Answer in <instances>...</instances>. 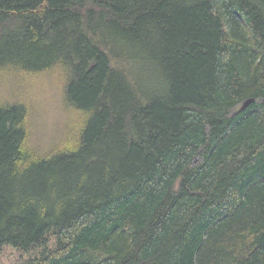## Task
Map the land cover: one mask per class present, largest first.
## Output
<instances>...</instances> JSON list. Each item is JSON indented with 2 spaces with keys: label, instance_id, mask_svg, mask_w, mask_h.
I'll return each mask as SVG.
<instances>
[{
  "label": "trees",
  "instance_id": "trees-1",
  "mask_svg": "<svg viewBox=\"0 0 264 264\" xmlns=\"http://www.w3.org/2000/svg\"><path fill=\"white\" fill-rule=\"evenodd\" d=\"M0 76L68 113L40 151L0 100L18 264H264V0H0Z\"/></svg>",
  "mask_w": 264,
  "mask_h": 264
},
{
  "label": "rangeland",
  "instance_id": "rangeland-1",
  "mask_svg": "<svg viewBox=\"0 0 264 264\" xmlns=\"http://www.w3.org/2000/svg\"><path fill=\"white\" fill-rule=\"evenodd\" d=\"M58 84L51 82L49 77L43 80H20L15 77L7 80L0 76V100L20 94L21 97L38 110L35 126L32 130V144L40 151L46 150L64 134L67 125V109L62 102V89ZM198 157L195 158L196 162ZM54 246V239L48 247ZM42 248L21 251L11 245H4L0 249V264H18L21 260L38 255Z\"/></svg>",
  "mask_w": 264,
  "mask_h": 264
},
{
  "label": "water",
  "instance_id": "water-1",
  "mask_svg": "<svg viewBox=\"0 0 264 264\" xmlns=\"http://www.w3.org/2000/svg\"><path fill=\"white\" fill-rule=\"evenodd\" d=\"M254 101H255L254 98H247V99H245V100L241 103V105H240V107H239V110H243V109H245L250 103H252V102H254Z\"/></svg>",
  "mask_w": 264,
  "mask_h": 264
}]
</instances>
